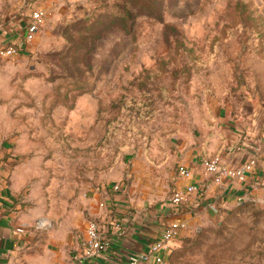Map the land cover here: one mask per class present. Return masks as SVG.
<instances>
[{"label": "rangeland", "instance_id": "obj_1", "mask_svg": "<svg viewBox=\"0 0 264 264\" xmlns=\"http://www.w3.org/2000/svg\"><path fill=\"white\" fill-rule=\"evenodd\" d=\"M37 7L29 48L0 57L1 181L34 229L79 234L81 203L103 183L164 201L222 105L264 118V0H0V27ZM178 254L264 264V205H234Z\"/></svg>", "mask_w": 264, "mask_h": 264}, {"label": "crops", "instance_id": "obj_2", "mask_svg": "<svg viewBox=\"0 0 264 264\" xmlns=\"http://www.w3.org/2000/svg\"><path fill=\"white\" fill-rule=\"evenodd\" d=\"M25 21L1 27L0 43L20 40ZM222 107L216 123L186 147L179 161L189 166L192 174L184 177L176 171L172 190L193 182L199 185L188 200L175 206L171 202L173 191H168L164 201L144 200L135 204L123 195V191L103 192L93 188L81 203L85 209L79 212L81 229L76 235L60 228L37 230L30 227L29 216L21 202L4 188L3 169L0 168V264H129L131 254L147 249L175 220L186 224L164 251L163 260L152 257L138 264H183L178 251L188 236L217 222L238 203L252 200L264 205V118L261 120L262 115L255 117L250 112L233 119L228 106ZM212 156H220L221 161L230 166H237L251 157H256L258 162L246 180L228 177L218 184L203 167V159ZM102 185L108 186L111 182ZM101 201L105 204L101 205ZM89 218L104 222L105 232L113 239L106 251L80 261ZM41 219L52 225L50 217ZM118 220L121 229L115 224Z\"/></svg>", "mask_w": 264, "mask_h": 264}, {"label": "built area", "instance_id": "obj_3", "mask_svg": "<svg viewBox=\"0 0 264 264\" xmlns=\"http://www.w3.org/2000/svg\"><path fill=\"white\" fill-rule=\"evenodd\" d=\"M46 15L45 8L37 7L30 12V17L25 21L24 33L20 40L11 41L8 43H0V57L6 58L23 53L29 48V44L34 40L36 33L44 22ZM2 27V26H1ZM0 27V28H1ZM203 167L208 171L216 183L222 184L226 178H235L240 181L247 179L248 174L255 169L257 164V158L251 157L250 159L240 163L237 166H230L221 161L220 156H212L203 159ZM177 174L179 176H191L192 169L185 163H179L177 167ZM124 183H111V185H102L99 190L104 191H123L125 190ZM199 185L195 182L188 184L185 187H176L173 191L171 202L175 206H180L183 202L188 200L189 195L198 190ZM101 205L105 202L101 201ZM40 224V221H39ZM119 228L121 227V221L118 220L115 223ZM185 222L182 220H175L169 223L162 231L160 237L155 239L150 246L142 250L141 252L131 254L129 256V264H138L142 260H149L155 257L157 260H163V253L173 241L180 235L181 228L185 226ZM41 225V224H40ZM50 224H44L43 226H49ZM104 222L97 218H89L86 235L83 238L84 250L79 255V260L88 256H93L106 251L112 243V237L108 235L104 230ZM121 229V228H120Z\"/></svg>", "mask_w": 264, "mask_h": 264}, {"label": "bare ground", "instance_id": "obj_4", "mask_svg": "<svg viewBox=\"0 0 264 264\" xmlns=\"http://www.w3.org/2000/svg\"><path fill=\"white\" fill-rule=\"evenodd\" d=\"M47 223H48V222L45 221L44 219H41V220H40V224H41V225H44V224H47Z\"/></svg>", "mask_w": 264, "mask_h": 264}]
</instances>
